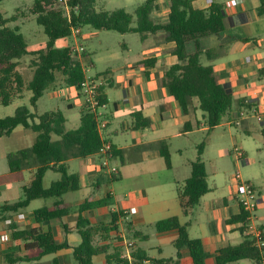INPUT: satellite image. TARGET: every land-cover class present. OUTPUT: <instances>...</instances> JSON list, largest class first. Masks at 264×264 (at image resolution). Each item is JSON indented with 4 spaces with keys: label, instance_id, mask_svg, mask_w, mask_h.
Masks as SVG:
<instances>
[{
    "label": "crops",
    "instance_id": "obj_1",
    "mask_svg": "<svg viewBox=\"0 0 264 264\" xmlns=\"http://www.w3.org/2000/svg\"><path fill=\"white\" fill-rule=\"evenodd\" d=\"M126 3L135 5L134 0H126ZM170 3L171 0L161 1L152 16L156 22L162 24L169 22ZM192 4L199 10H207L214 4L222 7L225 15V30L200 41V60L205 66H213L219 75L220 84L233 91L234 106L230 114L225 117L226 126L242 128L246 134L258 133L256 124H264V5L262 1L193 0ZM79 30V35L72 33L71 37H75L77 41V45L73 47L84 49L79 54L80 57L84 52L89 55L88 60L83 63L86 76L102 86L107 98L105 107L99 109V120L106 123L103 137L113 146L112 163L119 168L120 174L115 178L101 171V160L97 163L95 156L70 159L69 171L79 174L81 185L80 191L70 192L63 197V201L72 206V214L61 220L37 222L34 212L52 206L55 202L53 199H37L16 213L5 214L4 220L0 221V237L7 233L10 241L4 243L0 240V264H7V255H22L27 243L22 239L14 238V233L7 224L8 220H11L19 231L25 229L51 231L58 243L69 244L68 248L47 254L39 261L16 264H53L54 261H58L59 264H78L73 253L74 247L82 242L77 231V219L82 205L85 206V210L81 216L96 227L107 226L111 222L112 213L122 214L125 211L130 213L129 221L119 223L118 220L119 232L111 234L114 240L109 242V254L118 252L121 254V259L129 261L130 264L134 260L133 252L138 248L143 249L151 259L144 261L143 264H174L173 261L177 257L176 248L175 252L170 251L169 256L166 255V251L170 247H175L174 242L178 238V232L161 233L155 229L156 223L171 217H178L181 224L188 227L190 238L202 240L205 250L210 254L206 264H216L214 253L217 250L228 245H240L244 240L243 235L238 231L239 226L229 223L231 218L241 214V206L237 199V182L231 181L227 188H222L217 182L211 186L208 182L210 192L189 215H184L178 197V188L184 187L191 175V164L198 158V147L202 144H199V133L205 131L208 137L217 127L209 132L206 121L200 122L197 100H194L192 112L186 115L169 89L162 84L166 70L179 62L174 54L177 44L163 41V32L149 35L145 40L140 37L142 50L137 57L122 59L114 56V61L120 63L116 68L117 72L107 70L105 72L107 75L102 72L93 77L88 74L90 71L88 63L95 65L92 53L83 43L84 38L87 39L89 36H83L82 28ZM125 46L129 50L128 45ZM148 60L154 63L147 66L141 64ZM24 67L25 62L22 60L18 71L25 76ZM25 78L30 80L32 76ZM26 93H30V99L32 93L26 91L22 98H16L11 105L28 97ZM45 94H48L51 100L60 98L66 102V111L61 109L53 111L63 112L67 120V130L77 129L81 122V110L85 105L83 95L76 88L66 86H60ZM0 106L9 107L1 104ZM19 107L22 106L17 105L16 110ZM75 108H79L78 115L72 113ZM138 112L150 120V127H134L133 115ZM242 112L245 113L243 117H241ZM258 117H262L263 120L259 121ZM186 123L191 124L188 131L184 130ZM113 124H116V127L111 130ZM260 133L264 137V127ZM37 136L38 134L32 130L20 126L11 135L0 138V205H10L24 199V188L31 185L37 170L35 159H31L34 164L30 167L12 172L9 155L30 149ZM53 138L59 139L57 136ZM161 141L168 143L172 157L171 169L167 168L162 157L159 148ZM97 156L102 159L100 155ZM181 158H183L182 163L179 161ZM49 172L55 171L46 173L44 177L46 188L53 181L61 178L58 173L60 177L51 179L46 186L45 180ZM260 208L263 210L264 206L261 205ZM253 217L255 219L254 214ZM257 220L261 223L257 226L264 230L262 224L264 217ZM128 224L133 231L140 233V239H134L128 233ZM116 237L118 240H115ZM153 238L157 240V245L153 248L147 247L146 244H150ZM100 241L98 237L97 242ZM126 242H132L133 247L128 249ZM128 252L131 259L125 257ZM154 253L159 256L153 255ZM36 254L33 252L30 255ZM152 260L169 262L153 263ZM93 261L94 264H107V257L105 254L98 255ZM179 264H193L187 250L182 251ZM234 264H256V262L245 259Z\"/></svg>",
    "mask_w": 264,
    "mask_h": 264
},
{
    "label": "trees",
    "instance_id": "obj_2",
    "mask_svg": "<svg viewBox=\"0 0 264 264\" xmlns=\"http://www.w3.org/2000/svg\"><path fill=\"white\" fill-rule=\"evenodd\" d=\"M0 0V104L9 106L16 98H22L26 91L32 93L31 106L36 110L38 101L44 94L60 86L82 88L87 76L84 61L89 55L84 52L81 57L73 46L56 48L58 40L71 38L73 29L92 26L100 31H115L121 34L137 33L142 40L149 35L163 32L162 40L177 44L174 54L179 62L168 68L162 84L167 87L171 95L179 102L183 112L188 115L194 107V100L198 101V108L205 113L209 132L220 126L234 106V95L231 89L223 87L219 82V75L213 66L201 63L200 41L217 35L225 30V15L220 5L214 4L207 10L193 7V0H171L169 22L162 24L153 19V14L162 0H146L137 7L135 12L129 13L125 9L114 11H100L95 9L98 0H71L70 16L64 9L57 7L56 0H36L32 12L37 16L38 24L43 26L49 40L46 45L36 51H29L26 39L20 33V28H10L8 24L15 22L17 16L5 18ZM264 5V0H261ZM32 57L30 68L32 78L27 80L18 71L25 56ZM154 61H143L147 66ZM104 75H107L105 73ZM100 102L106 103L107 98L102 86ZM249 108L248 106H243ZM135 128H148L150 120L144 118L141 112L133 115ZM66 117L61 111L38 114L26 106L19 107L13 116L0 118V138L11 135L20 126L37 133V139L30 149L21 150L9 155L12 172H19L30 167L35 159L37 170L29 187L24 188V199L14 204L0 205V221L5 214L16 213L26 208L30 202L37 199L55 200L50 207H44L34 212L39 223L61 220L72 214L73 208L63 201V197L70 192L81 190L80 176L70 173L68 161L72 158H90L99 155L103 140L98 131L95 114L84 105L81 110L80 126L75 130H67ZM191 128L186 123L184 130ZM54 136L59 139L54 140ZM159 148L168 169L172 168V157L167 141H161ZM205 144L198 147V158L191 164V175L183 188H178V197L184 215L198 206L201 199L210 192L208 174L203 161ZM114 152V150H113ZM48 171H55L61 175L59 180L53 181L49 187L44 186V177ZM117 178V177H115ZM101 203H98L100 205ZM85 210L82 205L77 219V231L82 238L80 245L74 247V258L78 264H94V257L105 254L107 264H130L121 259V254H109V242L114 240L111 234L119 232L118 220L121 213H112L111 222L107 226L96 227L89 220L83 219L81 213ZM251 215L241 209L239 216L230 219V224H237L238 231L244 240L240 245H228L214 253L216 264H234L240 260L250 259L256 264L264 263L263 250L256 246L255 239L248 234ZM158 232L177 231L178 238L174 242L177 257L173 261L179 264L182 251L187 250L193 264H206L210 254L205 250L200 239L189 236L188 227L182 225L178 217L164 219L155 224ZM15 239L26 241L22 255H7V264L18 262L39 261L47 254L56 253L68 248L69 244L58 243L51 231L43 232L38 229L19 231L14 224L10 225ZM127 231L134 239H140L139 232L133 231L127 225ZM100 242H97V238ZM111 240V241H110ZM115 240H118L116 237ZM36 252V255H30ZM131 264H143L151 260L147 253L138 248L133 252ZM166 263L169 261H155ZM53 264H59L54 261Z\"/></svg>",
    "mask_w": 264,
    "mask_h": 264
},
{
    "label": "rangeland",
    "instance_id": "obj_3",
    "mask_svg": "<svg viewBox=\"0 0 264 264\" xmlns=\"http://www.w3.org/2000/svg\"><path fill=\"white\" fill-rule=\"evenodd\" d=\"M36 0H5L1 5V11L5 18H12L17 16L15 22H10V28H20V33L26 39L28 50L35 51L46 45L49 38L45 34L43 26L38 24L37 16L31 11ZM135 5H127L126 0H98L95 9L100 11H114L117 9L127 8L129 13H134L135 8L144 2V0H134ZM127 6V7H126ZM62 8L60 6H57ZM84 38L83 43L88 50L92 53L94 66L88 63L90 69L89 76H96L98 73H105L107 70H116L120 65L118 61H114L113 57L129 58L137 57L142 50V40L136 33L121 34L115 31H100L94 29L92 26H84L82 28ZM77 41L75 37L65 40H58L55 44L56 48H64L67 46H76ZM128 45L129 50L126 49ZM32 57L25 56L22 60L25 62L24 74L27 78L32 76V69L28 66L31 63ZM28 64V65H27ZM109 89V88H108ZM23 100L17 101L14 105L9 107L0 106V117L13 116L16 112V107L26 106L39 114H44L53 110L61 109L66 111V102L60 98L51 100L48 94H45L38 103L37 109L32 108L30 103V93ZM69 112V111H68ZM75 115L79 114V108H75L72 112ZM200 122L205 123V113L200 110ZM226 118L223 124L217 127L207 137V132L199 133L200 143L205 144V153L203 154V161L206 164L208 173V182L212 186L215 182L222 188H227L231 181H234V174L240 170L242 179L249 182L256 188L260 199L264 198V137L262 136L261 129L264 124H256L258 133L246 134L242 128L233 126L229 128L226 126ZM116 124L112 125L111 130H114ZM235 148L241 149L246 153V158L249 164H241L238 166L235 159ZM223 150V151H222ZM225 150H227L225 153ZM191 153V152H189ZM97 163H100L101 158L95 156ZM182 163L183 158L179 159ZM73 172V169L71 170ZM60 175L55 172H49L45 180V185H49L51 179L58 178ZM262 193V194H261ZM78 195V194H77ZM264 206V203L262 204ZM261 207V206H260ZM261 208L255 211L254 223L259 225L258 218L264 217V209ZM261 224V223H260ZM264 225V222H262ZM156 229V228H155ZM144 244V242H142ZM147 247L153 248L157 245V240L153 238ZM171 249V250H170ZM170 251L175 252V247L167 249L166 255L169 256ZM153 255L159 256L154 253Z\"/></svg>",
    "mask_w": 264,
    "mask_h": 264
},
{
    "label": "built area",
    "instance_id": "obj_4",
    "mask_svg": "<svg viewBox=\"0 0 264 264\" xmlns=\"http://www.w3.org/2000/svg\"><path fill=\"white\" fill-rule=\"evenodd\" d=\"M57 5L62 7V9L65 10L66 15L70 16V6L69 3L71 0H56ZM73 34L79 35L80 30L78 28L73 29ZM78 55L81 54L84 49L80 47L79 49H76ZM75 88V87H74ZM100 84L97 81L91 80L89 78L86 79V81L83 83L82 88L78 90L83 95L85 104L89 106V109L95 114L97 123H98V131L100 133V136L103 140V145L100 149L99 155L102 157L101 163H100V170L103 172H106L112 177H118L120 172L119 168L112 163L113 159V146L111 143L106 141L103 137L104 130L106 128V123L101 122L99 120L100 114L99 109L102 107H105V104L100 102L101 93L99 91ZM245 116V113H241V117ZM259 121H262V117H258ZM237 125H239V122L236 121ZM235 159L237 161L238 166L241 164H248L249 161L246 158L245 153L239 149L235 148ZM234 180L237 182V199L241 206V209H243L245 212L249 213L251 215L249 221V228H248V234H250L256 241V246L263 250L264 254V230L255 224L253 214L257 209L260 208L262 205V199H260V196L254 187L253 184L249 182H245L242 179V175L240 173V170H238L234 174ZM130 220V213L125 211L122 213V216L119 219V223L127 222ZM7 224L11 225L12 221L8 220ZM121 237H124V235H121ZM0 240L4 243L10 241L9 234H4L0 237ZM128 249L133 247L132 242H126ZM128 259H131L130 253L125 256Z\"/></svg>",
    "mask_w": 264,
    "mask_h": 264
}]
</instances>
